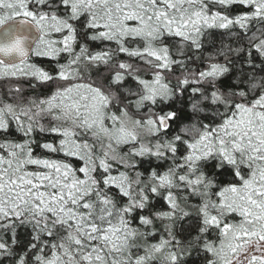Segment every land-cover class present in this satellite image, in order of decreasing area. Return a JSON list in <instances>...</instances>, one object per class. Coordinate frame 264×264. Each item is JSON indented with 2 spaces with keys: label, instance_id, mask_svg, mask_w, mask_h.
<instances>
[{
  "label": "snow or ice",
  "instance_id": "6c2138e0",
  "mask_svg": "<svg viewBox=\"0 0 264 264\" xmlns=\"http://www.w3.org/2000/svg\"><path fill=\"white\" fill-rule=\"evenodd\" d=\"M0 264H264V0H0Z\"/></svg>",
  "mask_w": 264,
  "mask_h": 264
}]
</instances>
